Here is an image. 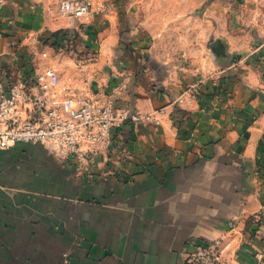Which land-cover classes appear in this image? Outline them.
Segmentation results:
<instances>
[{"label":"crops","instance_id":"1","mask_svg":"<svg viewBox=\"0 0 264 264\" xmlns=\"http://www.w3.org/2000/svg\"><path fill=\"white\" fill-rule=\"evenodd\" d=\"M58 1L7 0L5 81L38 59L64 83H83L75 66L32 53L47 33L77 27ZM100 22L81 35L106 38ZM227 42L225 58L208 51L204 71L176 81L155 69L149 50L84 65L96 90L126 83L119 104L160 123L128 121L88 166L31 143L1 150L0 264H197L199 245L217 239L219 264H264V41L241 58L234 39ZM192 86L194 98L186 92Z\"/></svg>","mask_w":264,"mask_h":264},{"label":"rangeland","instance_id":"2","mask_svg":"<svg viewBox=\"0 0 264 264\" xmlns=\"http://www.w3.org/2000/svg\"><path fill=\"white\" fill-rule=\"evenodd\" d=\"M76 1H91L92 13L86 17L73 16L78 22L77 27L57 30L62 32V37L57 41L50 35L53 32L48 37L47 33L40 40L41 44L34 46L35 52L32 53L36 56L39 51L47 63L75 66L79 72L74 76L79 82L86 78L84 65L98 62L99 59L104 63L114 62L126 51L145 54L149 50L154 57L155 69H160L161 73L168 74V79L176 81L188 77L185 75H189L194 68L201 67L204 71L208 63L204 55L208 51L225 58L228 38L234 39L235 54L239 58L244 53L256 50L264 41V0ZM61 2L59 0L57 4L59 12ZM93 20L96 23L103 20L107 39L98 32L92 40L81 35V30H85L86 24ZM117 37H120L119 41ZM105 39V43L101 44ZM216 40L222 44L219 52L212 46ZM261 47L264 49V45ZM35 63L41 65L38 59ZM95 80L101 78L95 77ZM31 144L43 147L56 156L45 143Z\"/></svg>","mask_w":264,"mask_h":264},{"label":"built area","instance_id":"3","mask_svg":"<svg viewBox=\"0 0 264 264\" xmlns=\"http://www.w3.org/2000/svg\"><path fill=\"white\" fill-rule=\"evenodd\" d=\"M7 0H0V12ZM60 13L86 17L91 1L62 0ZM2 34L0 33V36ZM127 84L120 82L111 93L96 90L89 77L81 85L64 83L54 69L33 66L27 73L0 77V151L18 144L45 143L64 162L88 166L112 147L115 132L128 121H160L152 113L136 114L119 104ZM191 98L198 90L192 86ZM186 92L179 103L186 102ZM222 243H202L197 264H219Z\"/></svg>","mask_w":264,"mask_h":264},{"label":"water","instance_id":"4","mask_svg":"<svg viewBox=\"0 0 264 264\" xmlns=\"http://www.w3.org/2000/svg\"><path fill=\"white\" fill-rule=\"evenodd\" d=\"M221 42L219 40H216L213 42L212 46L219 52V49L221 48Z\"/></svg>","mask_w":264,"mask_h":264},{"label":"trees","instance_id":"5","mask_svg":"<svg viewBox=\"0 0 264 264\" xmlns=\"http://www.w3.org/2000/svg\"><path fill=\"white\" fill-rule=\"evenodd\" d=\"M61 33H62L61 31L53 32L51 34V36L54 37V38H56V41H57L59 37H62V34Z\"/></svg>","mask_w":264,"mask_h":264}]
</instances>
